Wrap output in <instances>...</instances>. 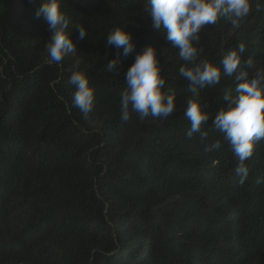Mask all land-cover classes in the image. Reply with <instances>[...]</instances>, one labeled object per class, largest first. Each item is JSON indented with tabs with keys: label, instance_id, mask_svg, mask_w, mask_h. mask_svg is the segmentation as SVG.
<instances>
[{
	"label": "trees",
	"instance_id": "obj_1",
	"mask_svg": "<svg viewBox=\"0 0 264 264\" xmlns=\"http://www.w3.org/2000/svg\"><path fill=\"white\" fill-rule=\"evenodd\" d=\"M42 0H0V264H264V141L243 185L238 161L221 133L204 125L186 136L190 85L183 61L166 33L154 30L147 0H62L71 17L77 53L46 62L51 36L35 12ZM239 29L220 20L200 33L204 56L219 62L243 42V58L264 67V0ZM88 35L79 39L75 27ZM127 25L134 51L106 45L108 33ZM149 44L160 53L165 90L177 110L166 121L120 119L119 93L136 54ZM119 55L114 72L106 64ZM96 88L87 118L71 107L73 71ZM229 77L200 90L212 116L235 95Z\"/></svg>",
	"mask_w": 264,
	"mask_h": 264
},
{
	"label": "clouds",
	"instance_id": "obj_2",
	"mask_svg": "<svg viewBox=\"0 0 264 264\" xmlns=\"http://www.w3.org/2000/svg\"><path fill=\"white\" fill-rule=\"evenodd\" d=\"M252 10L251 0H147V11L154 30L166 33L171 47L178 49L183 64L179 76L191 87L192 95L187 98L184 116L190 122L186 133L188 139L199 134L205 142L204 151L214 153L221 147V140L209 141V131L204 125L211 120L212 129L221 133L223 142L238 161L234 172L243 185L249 177L246 161L253 156L256 145L264 141V67L257 68L252 57L243 58L245 43L226 54L217 63L204 56L200 44V33L206 25H215L223 20L236 30ZM43 18L51 36L47 41L46 62L59 64L69 54L77 53V45L70 31L71 17L62 8V0H42L35 12ZM79 39L88 35L87 29L77 25ZM106 45L118 53L128 56L134 51L132 33L127 25L111 30ZM160 53L155 44L139 51L127 69L124 87L119 93L120 119L127 122L135 113L143 121L146 118L168 120L177 110L175 93L165 90L166 79L162 72ZM120 57L110 60L105 71L114 72ZM229 77L235 83V95L231 90L223 96L225 106L218 109L214 117L204 108L200 90L219 84ZM68 83L74 87L71 107H75L85 118L96 104V88L89 75L83 70L73 71ZM256 184L264 182L258 175Z\"/></svg>",
	"mask_w": 264,
	"mask_h": 264
}]
</instances>
